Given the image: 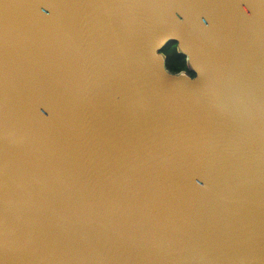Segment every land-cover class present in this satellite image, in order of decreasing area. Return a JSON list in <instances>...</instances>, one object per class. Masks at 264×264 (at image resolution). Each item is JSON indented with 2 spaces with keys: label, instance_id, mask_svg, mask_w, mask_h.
Instances as JSON below:
<instances>
[{
  "label": "water",
  "instance_id": "1",
  "mask_svg": "<svg viewBox=\"0 0 264 264\" xmlns=\"http://www.w3.org/2000/svg\"><path fill=\"white\" fill-rule=\"evenodd\" d=\"M0 264H264V0H0Z\"/></svg>",
  "mask_w": 264,
  "mask_h": 264
},
{
  "label": "trees",
  "instance_id": "2",
  "mask_svg": "<svg viewBox=\"0 0 264 264\" xmlns=\"http://www.w3.org/2000/svg\"><path fill=\"white\" fill-rule=\"evenodd\" d=\"M164 54L167 57V67L172 73L187 71L186 58L178 54L176 44L169 45Z\"/></svg>",
  "mask_w": 264,
  "mask_h": 264
},
{
  "label": "clouds",
  "instance_id": "3",
  "mask_svg": "<svg viewBox=\"0 0 264 264\" xmlns=\"http://www.w3.org/2000/svg\"><path fill=\"white\" fill-rule=\"evenodd\" d=\"M244 11H245V12H247V11H248V9H247V8H245V9H244ZM186 59H188V58H186ZM200 187H204V185H203V184H201V185H200Z\"/></svg>",
  "mask_w": 264,
  "mask_h": 264
}]
</instances>
